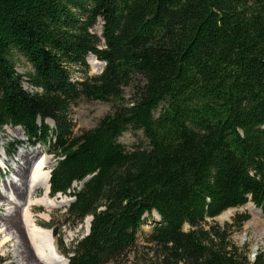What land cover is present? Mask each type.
<instances>
[{
	"label": "trees",
	"instance_id": "1",
	"mask_svg": "<svg viewBox=\"0 0 264 264\" xmlns=\"http://www.w3.org/2000/svg\"><path fill=\"white\" fill-rule=\"evenodd\" d=\"M88 55L103 62L97 74ZM81 98L115 104L76 134ZM5 126L54 156L49 196L72 198L64 221L92 217L68 264L118 262L153 212L146 264H264L230 238L248 215L213 221L247 202L264 213V0H0ZM129 129L145 147L118 141Z\"/></svg>",
	"mask_w": 264,
	"mask_h": 264
},
{
	"label": "rangeland",
	"instance_id": "2",
	"mask_svg": "<svg viewBox=\"0 0 264 264\" xmlns=\"http://www.w3.org/2000/svg\"><path fill=\"white\" fill-rule=\"evenodd\" d=\"M101 21H99L92 29L93 32L99 34L101 29ZM92 55H88L86 58V63L88 65L87 73L90 75L92 70L99 72V68L103 63L92 65L88 60ZM16 70L19 74H25L30 70V65L25 61L23 57H19V61L16 65ZM72 79L80 80L83 76V69L78 67H72L70 70ZM23 86L32 91L29 86L23 82ZM132 94V86L124 88V99L127 100ZM114 101H87L83 98L79 99L71 108V120L74 126V132L78 134L81 130L89 129L93 127L99 119L105 115L111 113L114 110ZM50 126H53L52 121H48ZM15 139V151L6 154L3 153V148L6 150V144ZM23 141L20 146L19 141ZM25 135L22 129L19 127L5 126L0 129V190L14 191L17 198L25 200L26 194L23 187L27 184V176L29 173V168L31 164L36 160L40 154L43 153L48 160V169L52 168L55 164V158L52 154L47 153L44 148L39 146L27 145ZM119 142L123 143L128 149L145 147L147 140L144 137L141 130H127L118 139ZM17 142V143H16ZM17 159V161H14ZM3 162V163H1ZM8 171V172H7ZM12 178H16V183L12 182ZM19 178H21V183L19 184ZM10 184H9V183ZM8 183V184H7ZM13 183V184H12ZM7 185V187H5ZM43 190L39 189L38 192L32 193L30 197L42 196ZM9 194V192L7 193ZM5 196V195H4ZM68 197V196H67ZM59 198V199H58ZM69 198V197H68ZM64 195L57 197V200H63ZM15 205L13 211L7 210L8 207ZM57 206L56 208L46 209L44 206L38 207L37 205L31 206V212L36 220L37 225L45 229H51L54 236L55 244L58 252L64 257L68 263L66 257L67 248L70 246V242L76 237L87 234L90 216L84 218V220L73 227L70 223L64 221V212L66 210L67 204ZM9 209V208H8ZM19 204L0 196V264H26L21 258H23V253L25 250L27 254L32 253L30 239L26 234L23 226L20 227L21 223V210ZM30 209V207H29ZM11 210V209H10ZM9 212V213H8ZM43 214H47V218L42 217ZM248 215V219L244 221L240 226H234L231 232V240L238 243L239 237L246 233L247 240L244 244L247 249L255 244H260L264 252V217L256 212L248 202L239 207H233L225 210L220 215L214 218V222L223 225L224 223H232L233 218L237 215ZM23 215V213H22ZM159 218L156 212L152 213L151 220H145L140 231L137 233L136 245L133 249L118 262L109 264H146L153 258V251L151 245L146 241L145 237L150 231L151 226L154 221H158ZM7 224V225H6ZM8 226V230H7ZM4 228L2 231L1 229ZM187 228V226H185ZM13 232V238L11 240H5L8 232ZM19 244V248L17 245ZM240 245V244H239ZM259 246V245H258ZM17 249V250H16ZM18 251V252H17Z\"/></svg>",
	"mask_w": 264,
	"mask_h": 264
},
{
	"label": "bare ground",
	"instance_id": "3",
	"mask_svg": "<svg viewBox=\"0 0 264 264\" xmlns=\"http://www.w3.org/2000/svg\"><path fill=\"white\" fill-rule=\"evenodd\" d=\"M88 61L92 65H96V64L101 63L95 57H92V56L90 57V59ZM92 72L97 74L96 70H92ZM14 161H17V159H14ZM1 163H3V162H1ZM48 177H49L48 160L45 157V155H40L36 158V160L31 164V166L29 168V173L27 176V184L25 187H23V189L25 190V194H26L25 200H21V199L17 198V196L13 190L7 191V192H4L3 189L0 190V196L1 197H5L6 199L11 200V201L14 200L15 203L19 204L20 207L22 208L21 209L22 210L21 211L22 219H21L20 227L22 228V226H23L24 230H26V234L28 235L29 239L31 240L30 244H31V250H32V253L30 255L27 254L28 250H25L23 253L24 257L21 258V260H23L26 264H68L66 259L64 257H62L61 254L57 250L55 240H54V236L52 234L51 229H45L44 227L42 228V226L41 227L38 226L36 223V220L33 216V213L31 212V206L33 204L34 205L40 204V205L44 206V208L50 209V208H56L57 206H61V205L65 204L66 202L69 203L70 199H66L65 197L63 200H57V198L49 197V195H48ZM16 180H17L16 178H12L11 181L16 183ZM20 181H21V178H19V184L21 183ZM5 187H7V185H5ZM36 187L43 190L42 196L40 195V197L32 198L30 196ZM8 192H9V194H7ZM11 204H12V206L8 207L9 209L7 208V210H9V212L13 211L12 209H15V205L13 203H11ZM248 204L253 209H255L256 212H259V214L264 216L261 213V210L258 209L253 203L249 202ZM29 207H30V209H29ZM22 213H23V215H22ZM42 217L47 218V214H43ZM8 229L9 228L7 226V230ZM1 230L3 231L4 228H2ZM11 232H12L11 237H10L11 233L8 232V235L6 236V238L4 240H2V242H4L5 240H11L13 238V232L14 233H16V232L14 230H11ZM244 234L246 236V233H244ZM245 236L243 237V235H242L241 237H239L238 242L240 245H242L246 242L247 237H245ZM260 245H262V243L255 244L254 246L250 247V249L248 251L250 261L254 260L258 253L263 252V249ZM17 248H19V244L17 245Z\"/></svg>",
	"mask_w": 264,
	"mask_h": 264
},
{
	"label": "water",
	"instance_id": "4",
	"mask_svg": "<svg viewBox=\"0 0 264 264\" xmlns=\"http://www.w3.org/2000/svg\"><path fill=\"white\" fill-rule=\"evenodd\" d=\"M60 196V194L59 195H57V197H59ZM65 198L66 199H68L66 196H65ZM72 201V199H70V201H69V203ZM69 203L67 204V206L69 205ZM92 219V217L90 218V220ZM89 227H90V221H89ZM88 232H89V228H88Z\"/></svg>",
	"mask_w": 264,
	"mask_h": 264
},
{
	"label": "built area",
	"instance_id": "5",
	"mask_svg": "<svg viewBox=\"0 0 264 264\" xmlns=\"http://www.w3.org/2000/svg\"><path fill=\"white\" fill-rule=\"evenodd\" d=\"M255 260V259H254ZM254 260H252V261H254Z\"/></svg>",
	"mask_w": 264,
	"mask_h": 264
}]
</instances>
